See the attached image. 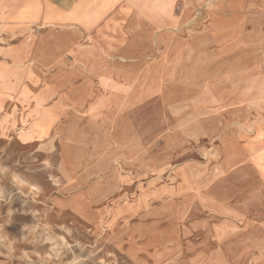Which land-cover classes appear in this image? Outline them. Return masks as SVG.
I'll use <instances>...</instances> for the list:
<instances>
[{
	"label": "rangeland",
	"instance_id": "obj_1",
	"mask_svg": "<svg viewBox=\"0 0 264 264\" xmlns=\"http://www.w3.org/2000/svg\"><path fill=\"white\" fill-rule=\"evenodd\" d=\"M146 11L128 94L97 83L76 105L51 99L40 140L0 125V264H193V244L176 250L157 214L202 203L250 211L264 264V0Z\"/></svg>",
	"mask_w": 264,
	"mask_h": 264
},
{
	"label": "crops",
	"instance_id": "obj_2",
	"mask_svg": "<svg viewBox=\"0 0 264 264\" xmlns=\"http://www.w3.org/2000/svg\"><path fill=\"white\" fill-rule=\"evenodd\" d=\"M159 1L0 0L2 128L17 129L24 141L40 140L54 119L42 134L46 114L54 115L46 107L51 99L76 105L77 94H97V83L112 88L110 94H128L130 83H140V18L146 17V3ZM194 210L202 212L200 219ZM242 210L236 204L175 205L157 214L169 222L158 235L172 240L179 251L182 242L193 244V264H257L246 239V216L250 229L251 214ZM158 218L153 228L163 223ZM125 233L128 238L143 235L139 229Z\"/></svg>",
	"mask_w": 264,
	"mask_h": 264
}]
</instances>
